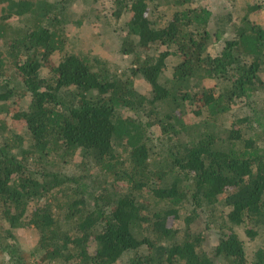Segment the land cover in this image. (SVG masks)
Wrapping results in <instances>:
<instances>
[{
	"label": "trees",
	"instance_id": "1",
	"mask_svg": "<svg viewBox=\"0 0 264 264\" xmlns=\"http://www.w3.org/2000/svg\"><path fill=\"white\" fill-rule=\"evenodd\" d=\"M77 1L0 0V264H264V0H228L225 22L195 0H113L119 73L70 47ZM15 97L27 146L1 115Z\"/></svg>",
	"mask_w": 264,
	"mask_h": 264
},
{
	"label": "rangeland",
	"instance_id": "2",
	"mask_svg": "<svg viewBox=\"0 0 264 264\" xmlns=\"http://www.w3.org/2000/svg\"><path fill=\"white\" fill-rule=\"evenodd\" d=\"M48 2H56L58 0H47ZM252 3V0H235L236 7L246 6ZM195 4L197 6H204L207 9H210L214 13L216 12L219 19L222 22H225V14L229 12L231 3L228 0H195ZM61 12H64L61 5H58ZM170 7V6H169ZM173 7L165 8L161 7L158 11H154L151 14L152 23L155 22L157 26L163 25L166 23L173 12ZM113 10V0H78L71 6H67L65 10V14H62L61 17V25L63 26V33H65V38L68 37V42L70 47H72L78 55H86L89 58L96 57L98 60L103 62L110 72L119 73V71L123 70L126 67H130L133 62V57L125 56L120 52V42L119 36L122 35V31H119L128 19V15H125L124 18L121 19L120 22H115L113 18H111ZM96 17H93L94 15ZM158 14H162L158 19ZM82 15H85L83 19L78 20ZM240 13L238 12V15ZM17 19V18H14ZM250 19L256 21V23L260 25H264V13L261 14H251ZM80 23V25H77ZM119 27V28H118ZM210 52H214V50H210ZM54 61L59 60V55H52ZM172 61V63H171ZM176 64V60L170 59V65ZM43 74L45 76L48 75L47 69L43 68ZM134 86L140 94H143L146 97L151 96V89L147 84L141 79L136 78L134 82ZM23 99H18V97L13 98L7 103H4L5 108L8 109L7 112L1 114L3 118H5V122L9 129H12L20 137L24 140V146L28 145L27 135L25 131V127H23V123L14 120L11 118L9 114V109L13 106L22 108L24 106ZM197 106L193 107L196 108ZM188 111H192L191 107L186 109L183 114V120H187L190 117V114L187 115ZM155 136V135H154ZM151 136L152 139L155 137ZM170 225L174 228L182 227L181 221L179 219L170 220ZM198 227V228H197ZM196 231H201V226H195ZM180 233V232H179ZM18 244L20 248L26 252L30 250L32 245L33 237H35V233L28 230H19L16 231ZM205 238L204 245L205 248L211 247V245L215 242V237L211 232L204 233ZM244 239V238H243ZM246 248L250 250H254L259 241H249L245 239ZM6 252V251H5ZM6 259L7 256L5 255Z\"/></svg>",
	"mask_w": 264,
	"mask_h": 264
}]
</instances>
